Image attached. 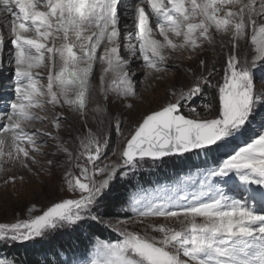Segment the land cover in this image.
Returning <instances> with one entry per match:
<instances>
[{
	"label": "snow or ice",
	"instance_id": "snow-or-ice-1",
	"mask_svg": "<svg viewBox=\"0 0 264 264\" xmlns=\"http://www.w3.org/2000/svg\"><path fill=\"white\" fill-rule=\"evenodd\" d=\"M123 2L0 0V49L9 46L16 77L15 101L10 111L0 117V171L6 163L32 171L31 166L39 163L37 157L45 154L42 136L51 137L49 147L54 145V156L65 155L67 165L79 171V176L71 170L65 172L67 189L79 193L77 198L53 203L41 214L33 215L34 208H30L28 219L0 223V240L29 241L59 228L95 227L90 221L112 227L111 221L106 222L93 212L107 202L115 187H110V182L117 175V168L135 170L146 158L157 161L193 150L209 152L213 146L241 134L257 104L264 100V94L254 86L251 71L264 65V0H132L127 9L121 7ZM217 35L221 48L225 43L231 45L223 83L213 82L214 68L207 71V76L194 73L187 91L173 92L174 102L143 116L137 123L117 154L120 164L98 167L108 139L87 128L85 118L95 63L104 65L98 88L103 102L97 100L91 111L106 116L110 94L125 99L136 95L128 68L130 61L122 50L138 56L144 69L165 73L172 53L189 48L196 51L205 43L214 46ZM224 36L229 37L227 42ZM249 36L250 47L242 48ZM41 67H47L46 90L37 79L41 73L34 72ZM200 67L207 69L204 60ZM203 85L218 90L215 115L201 118L196 109H190L193 115L185 116L181 101L199 95ZM46 104L53 108L67 106L84 121L87 131L75 137L80 149L75 154L59 135L63 125L57 116L49 121L57 129L55 135L41 128L30 130L33 122L47 119L34 111H43ZM133 106L126 104L128 109ZM205 108L212 113L211 106ZM47 163L52 165L55 161ZM230 174L235 175L240 186H245V200L230 198L213 183V178H221L225 185H234ZM252 185L258 190L248 187ZM201 189L191 198L180 197L183 204L172 200L144 205L134 198L132 205L138 219L133 223L163 218L178 227L148 223L137 231L120 221L116 228L119 238L115 242L99 241L89 264H264V208L257 210L249 203H264V132L217 167L208 168L203 173ZM0 264L7 262L0 260Z\"/></svg>",
	"mask_w": 264,
	"mask_h": 264
},
{
	"label": "rangeland",
	"instance_id": "rangeland-1",
	"mask_svg": "<svg viewBox=\"0 0 264 264\" xmlns=\"http://www.w3.org/2000/svg\"><path fill=\"white\" fill-rule=\"evenodd\" d=\"M132 0H124L121 5L122 8L127 9L131 5ZM123 15V13H122ZM11 18H9L10 20ZM158 33V32H157ZM176 39V38H175ZM224 41L227 42L229 37L224 36ZM217 43L214 46H210L207 43L202 45L201 49L196 51L189 49H178L176 52L171 54V58L168 62V71L165 73H155L150 70H146L143 67V61L138 57L131 56L126 50H122L126 59L130 61L128 65L129 72L133 79L135 87V97L127 98L124 97L115 98V94H110L108 108V115L102 116L93 113L91 109L93 107L89 106L86 111L87 128H91L94 132H100L102 135H106L108 139V144L104 149V155L97 161V166L102 167L104 164H111L113 162L120 164L121 161L117 159V154L120 149L129 139V134L135 128L138 122H140L143 116L159 110L163 105L172 101L174 102L175 97H173V92H179L181 90L187 91L188 87L194 81V73L200 74L203 72L207 76V71L215 69L214 75L212 77L213 82L223 83V76L225 73L226 62L228 53L231 51V45L225 43V47H220V36L216 37ZM250 47V36L249 40L242 42V48ZM9 49V46H5ZM100 53H103V48H101ZM169 50H166V52ZM251 60V55L248 57ZM204 60L207 65V69H202L200 67V61ZM103 63L97 61L94 66V72L91 78L92 89L99 88L100 76L102 73ZM14 66H7V61L5 57L0 58V117L4 115L5 112L10 111V105L15 101V87H16V77L14 74ZM36 70V69H35ZM43 73L40 77H37L40 86L44 87L46 90L47 85V75L45 68L41 67ZM254 78V86L259 93L264 94V65H258L251 69ZM111 78V77H110ZM109 78V79H110ZM108 79H106L107 83ZM11 84L13 86H11ZM202 92L193 97L190 101H181L182 112L189 114L190 109H196L200 113V117L211 118L212 114L206 110L205 103L201 98L204 96L203 93L208 91L206 85L202 86ZM12 90V91H11ZM215 94L218 99L217 89H214ZM13 94V96H12ZM12 96V97H11ZM46 99V98H45ZM103 102V98L100 97ZM90 100V97H89ZM127 103H132L134 106L132 109L126 107ZM89 105V103H88ZM95 107V106H94ZM212 108V106H211ZM213 109V108H212ZM215 110V107L213 111ZM38 115L46 116L47 119L41 123L39 121L33 122L32 128H41L44 131L51 132L53 135L56 134L57 129L49 123L53 116H57L62 123L63 127L59 130V135L63 140L68 141V147L74 149L78 152L79 141L75 140V137L85 133L87 128L84 126V121L80 119L76 114L71 113L67 106L61 108L59 105L53 108L52 105H45L43 111L35 109ZM193 115V114H190ZM101 120L103 123H101ZM6 120H3L4 123ZM119 121V127L117 122ZM245 131V132H244ZM264 132V100L257 104L255 112L253 113V118L249 121L246 128L241 134L235 136L231 140V143L235 144L233 149L228 150V155L222 158L227 159L229 155L234 154V151L238 150L240 147L245 146L246 143H250L257 135ZM41 140L44 142V147L42 151L45 153L42 156H38L37 159L39 163L32 165V171L21 168L19 164L6 163L3 165V170L0 171V223L11 224L18 220H24L29 218L28 209L34 208L33 215L41 214L43 210H46L53 203L60 202L63 199L77 198L79 193L73 194L68 191L67 184L65 182V172L71 170L75 176H79V171L74 167H69L66 162V156L63 154L53 155L55 151L54 145L52 144L51 137L42 136ZM228 141V142H229ZM227 143V142H226ZM229 147V144L224 146V150ZM193 152L185 153V155L190 156ZM226 152V151H225ZM115 153V154H114ZM172 156L164 157L162 159H171ZM152 161L146 158L144 161H140L137 165L141 166H154L161 162V160ZM48 160H54L55 163L49 165ZM81 163L83 160L80 161ZM220 162V163H221ZM75 163V162H73ZM91 167V166H89ZM136 170V169H135ZM134 170H129L127 168H117V174H121L122 177L126 173ZM234 181L232 183L225 185L223 179L213 178V183L221 188L225 195L232 199H239L241 201L247 198V192L245 191V186H240L239 180L234 174H230ZM23 177V179H21ZM12 178V179H10ZM101 177H97L100 179ZM198 186L192 189L190 184L188 190H179V193L171 194L169 197H162V202H156V197H151L149 201L143 203L144 205L149 204H160L167 203L172 200H179L180 197L188 195L191 198L193 194H199L201 189V181L203 180L200 176H195ZM227 179V178H224ZM7 181V183H5ZM111 183V182H110ZM250 189H257V186H248ZM206 191L207 189H203ZM258 190V189H257ZM201 199H207V197H200ZM159 199V198H158ZM180 204L185 203V201L179 200ZM254 209L264 208V203L261 201H249ZM132 213L131 218L128 219H105L104 221H111L112 227H110L118 236L119 233L116 228L120 225L118 222H127V227L130 230L142 231L148 223L155 224H167L168 226H176L174 221H165L163 218H149L144 224H136L133 221L138 219L136 211L134 209L130 210ZM93 215H98L93 212ZM74 227L59 228L55 231L47 233L43 237L34 238L35 240H46L54 233L58 236H64L69 233ZM158 235V234H157ZM64 238V237H63ZM32 239V240H34ZM29 240L28 242H32ZM24 243L25 241L11 240H0V243L12 247L15 243ZM27 243V242H26ZM92 258V257H91ZM91 258L84 259L80 264H89ZM0 260H4L7 264H15L11 256L7 253L0 252Z\"/></svg>",
	"mask_w": 264,
	"mask_h": 264
},
{
	"label": "trees",
	"instance_id": "trees-1",
	"mask_svg": "<svg viewBox=\"0 0 264 264\" xmlns=\"http://www.w3.org/2000/svg\"><path fill=\"white\" fill-rule=\"evenodd\" d=\"M203 95L201 99L205 103L210 104L213 109L218 107L214 89H209ZM182 113L185 116H192L191 112ZM211 114L215 115V110ZM134 130L135 128L129 137ZM226 144H229V147L224 150ZM233 147L235 144L229 141L221 143L218 147L213 146L209 152L197 150L190 156L185 153L172 155L171 159H162L152 167L144 165L138 167L126 173L124 177L118 173L110 183V187L112 185L115 187L107 202H102L94 211L103 220L131 218L130 210L134 209L132 205L134 198L139 199L142 204L151 200L152 196L156 197V202H162V197L166 198L196 183L195 176L203 179V173L208 168L218 166L222 158L228 155V150ZM89 223L95 224V227L85 226L76 230L73 228L64 236L54 233L46 240L34 239L30 243L28 241L15 243L12 247L0 243V252L10 255L15 264H80L79 262L84 259L93 258L99 241L115 242L119 238L105 224L91 221Z\"/></svg>",
	"mask_w": 264,
	"mask_h": 264
},
{
	"label": "bare ground",
	"instance_id": "bare-ground-1",
	"mask_svg": "<svg viewBox=\"0 0 264 264\" xmlns=\"http://www.w3.org/2000/svg\"><path fill=\"white\" fill-rule=\"evenodd\" d=\"M0 31H3V25L2 24H0ZM156 32H158V28L156 29ZM4 35H5V37L7 38V32L5 31L4 32ZM157 38H159V37H157ZM162 39V38H161ZM175 39V38H174ZM1 57H5V59H6V61H7V66L8 67H10V66H14V62H10V52H9V49H6L5 47L3 48V49H0V58ZM97 63V62H96ZM96 63H95V65H96ZM45 68V72L47 73V67H44ZM36 71H38V72H40V73H43L41 70H39V69H34V72H36ZM131 75V74H130ZM110 78V76L109 77H107L106 79H109ZM11 86H13L12 84H11ZM12 91V90H11ZM12 96H13V94H12ZM11 96V97H12ZM97 100H99V101H101V99H100V96L98 95V88L96 87V88H94L93 87V89H92V92H91V96H90V100H89V105H88V109H89V106H91V107H94L95 106V102L97 101ZM102 102V101H101ZM87 116V115H86ZM86 118V117H85ZM4 123H7V121H5Z\"/></svg>",
	"mask_w": 264,
	"mask_h": 264
},
{
	"label": "water",
	"instance_id": "water-1",
	"mask_svg": "<svg viewBox=\"0 0 264 264\" xmlns=\"http://www.w3.org/2000/svg\"><path fill=\"white\" fill-rule=\"evenodd\" d=\"M130 138V137H129ZM193 151H196V150H193ZM184 154V153H183ZM174 155H181V154H174Z\"/></svg>",
	"mask_w": 264,
	"mask_h": 264
}]
</instances>
